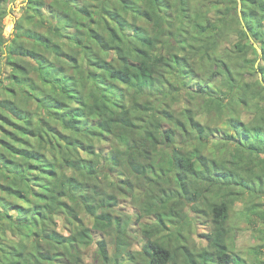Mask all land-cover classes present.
<instances>
[{"label": "trees", "instance_id": "16d2710c", "mask_svg": "<svg viewBox=\"0 0 264 264\" xmlns=\"http://www.w3.org/2000/svg\"><path fill=\"white\" fill-rule=\"evenodd\" d=\"M48 1L0 0V264H264V0Z\"/></svg>", "mask_w": 264, "mask_h": 264}, {"label": "rangeland", "instance_id": "374dc122", "mask_svg": "<svg viewBox=\"0 0 264 264\" xmlns=\"http://www.w3.org/2000/svg\"><path fill=\"white\" fill-rule=\"evenodd\" d=\"M47 3H49L48 0H46V5L45 6H41V12H43L44 15H48V9L47 7ZM26 4V0H9V2L6 5V8L8 9V13L7 15L4 16V18L2 19V23H3V36L4 37H10L13 34V30H14V22L22 15L23 13V8ZM50 17H54V14H50ZM47 28L49 27V24H47ZM234 39V38H233ZM212 41V40H211ZM232 51H234L231 48ZM252 50L250 49L248 53V55H251ZM219 83V80H218ZM220 85L223 87L225 85H227L229 87L230 83L226 82V81H221ZM27 101V100H25ZM22 101V102H25ZM221 130L220 129L218 132H216L214 134V137L211 141V146H213L216 141H218L216 138H222V134H221ZM224 139V138H223ZM224 143H226V140H224ZM236 204V208L239 207V203L235 202ZM185 212L187 215H189L191 217V223H192V234H191V239L192 241L195 243L194 245H200V237L197 234H200L201 232H206L209 228V223L206 222V220L204 219H198L194 216L193 212L191 211V209L189 208V206L185 209ZM58 221V228L60 230L65 229V224L64 221L61 218H57ZM246 226L245 223H241L240 224V229L234 233V242H235V251L242 253L243 256L247 257H251L253 256V254H251V256L249 255L248 250L250 247L260 244L261 241L260 239L258 240L257 238V232L254 230H250L247 226L246 228H244ZM140 245L139 242L133 243V245L131 246V249L133 250H139ZM113 246H109V253L112 251ZM93 264L94 261L92 262Z\"/></svg>", "mask_w": 264, "mask_h": 264}, {"label": "water", "instance_id": "95a60500", "mask_svg": "<svg viewBox=\"0 0 264 264\" xmlns=\"http://www.w3.org/2000/svg\"><path fill=\"white\" fill-rule=\"evenodd\" d=\"M240 8V5L238 4V9ZM254 46L258 49V47H257V45L256 44H254Z\"/></svg>", "mask_w": 264, "mask_h": 264}]
</instances>
